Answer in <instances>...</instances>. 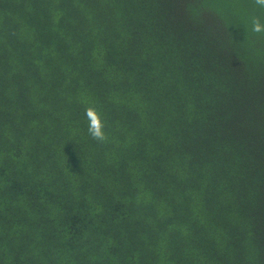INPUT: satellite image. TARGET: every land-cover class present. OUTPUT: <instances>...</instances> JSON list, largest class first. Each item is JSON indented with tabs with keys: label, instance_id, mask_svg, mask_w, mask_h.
Wrapping results in <instances>:
<instances>
[{
	"label": "trees",
	"instance_id": "1",
	"mask_svg": "<svg viewBox=\"0 0 264 264\" xmlns=\"http://www.w3.org/2000/svg\"><path fill=\"white\" fill-rule=\"evenodd\" d=\"M196 6L0 0V264H264V47Z\"/></svg>",
	"mask_w": 264,
	"mask_h": 264
},
{
	"label": "rangeland",
	"instance_id": "2",
	"mask_svg": "<svg viewBox=\"0 0 264 264\" xmlns=\"http://www.w3.org/2000/svg\"><path fill=\"white\" fill-rule=\"evenodd\" d=\"M196 3L197 10L209 13L229 28L239 31L242 40L264 47V34L252 31L253 18H259L264 24V7L257 5L255 0H196Z\"/></svg>",
	"mask_w": 264,
	"mask_h": 264
},
{
	"label": "clouds",
	"instance_id": "3",
	"mask_svg": "<svg viewBox=\"0 0 264 264\" xmlns=\"http://www.w3.org/2000/svg\"><path fill=\"white\" fill-rule=\"evenodd\" d=\"M255 3L260 7H264V0H255ZM252 31L256 34H264V24L259 18H253ZM85 115L88 121V134L98 143H106L109 139L106 132V123L101 111L94 105H89L85 109Z\"/></svg>",
	"mask_w": 264,
	"mask_h": 264
}]
</instances>
